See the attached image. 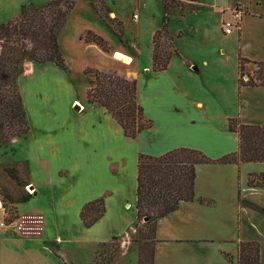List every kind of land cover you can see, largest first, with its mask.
<instances>
[{
    "label": "crops",
    "instance_id": "obj_1",
    "mask_svg": "<svg viewBox=\"0 0 264 264\" xmlns=\"http://www.w3.org/2000/svg\"><path fill=\"white\" fill-rule=\"evenodd\" d=\"M93 1L98 7L101 0ZM177 1L180 4L171 14L181 23L172 18L168 22L177 52L162 72L152 69L153 37L164 26L165 11L151 31L152 43L147 45L150 60L145 62L141 59L143 48L129 43L124 30L122 37L118 36L91 1L78 0L67 17L81 2L92 7L91 18L98 27L81 29L71 45L78 57L94 58L84 71L91 68L138 81L139 102L154 126L136 139L127 138L100 104L70 94L64 95L59 106L44 104L43 94L60 89L58 78L67 76L54 62L39 64L31 73L19 76V86L33 85L35 107L42 114L44 108L48 113L55 108L63 115L40 117L33 141L35 153L25 160L26 183L5 185V171L0 178V222L10 206L17 212L16 221L0 233V264H79L75 255L79 248L91 249L95 264V252L101 245L120 239L125 247L137 231L141 154L161 156L173 149L191 148L219 159L240 147L239 135L229 129L230 119L264 127V86L239 88V57L264 62V0ZM159 2L162 9L163 0ZM115 3L109 4L112 15L125 28ZM235 9L242 16L233 32L226 34L224 22L232 19ZM133 19L139 20L140 15L134 14ZM87 31L103 37L111 52L85 42L82 36ZM117 52L132 59L124 72L115 68L123 62L115 58ZM35 71L37 76L32 78ZM66 88L70 93L72 86L65 87L63 94ZM23 100L28 105L25 96ZM77 104L82 109L75 110ZM148 106L161 114L160 122ZM260 174H264V162L197 165L195 200L181 202L175 211L156 221L154 264H238L242 242H258L264 264V215L245 204L264 208V186L249 184L251 175ZM27 187L33 192L28 193ZM101 198L105 213L87 227L81 216L83 208ZM25 219L41 223H30L35 232L26 234L19 229Z\"/></svg>",
    "mask_w": 264,
    "mask_h": 264
},
{
    "label": "trees",
    "instance_id": "obj_2",
    "mask_svg": "<svg viewBox=\"0 0 264 264\" xmlns=\"http://www.w3.org/2000/svg\"><path fill=\"white\" fill-rule=\"evenodd\" d=\"M77 1L54 0L42 6H24L20 17L0 27V148L30 132L19 86V76L25 61L31 59L40 64L54 62L63 70L69 71L60 50L59 36ZM88 1L92 2L97 13L104 18L94 1ZM163 4L164 26L153 37L154 72L166 70L173 54L177 52L174 37L168 30V22L172 9L180 3L177 0H163ZM113 30L122 37L123 32L114 28ZM82 39L87 43L97 44L105 52L110 51L108 42L93 31H87ZM247 64L257 66L258 70L252 75L245 74L243 71ZM84 73L92 78L86 92L87 102L103 106L122 127L127 138L136 139L143 131L154 126L153 120L145 115L139 102L137 80L91 68L86 69ZM239 74V88L247 85L264 86V62H252L240 56ZM245 75L248 76L247 81L244 79ZM229 129L239 135L240 147L238 151L219 159H211L202 151L191 148L173 149L161 156H139L136 208L139 220L148 219L145 225L150 226V234L145 235L142 232L143 236L151 241L149 264H154L153 240L157 219L175 211L181 202L195 200L197 165L264 162V127L245 125L240 118H233L229 121ZM21 166L22 164L18 163V167ZM26 169L25 183L29 175L28 167ZM249 184L264 186V174L251 175ZM26 200L27 198L21 201ZM245 204L264 215L263 207L249 202ZM104 213L105 200L101 198L86 204L81 216L84 224L91 227ZM13 220H8V225L13 223ZM140 261L139 264H142ZM238 264H261L260 244L240 243Z\"/></svg>",
    "mask_w": 264,
    "mask_h": 264
},
{
    "label": "rangeland",
    "instance_id": "obj_3",
    "mask_svg": "<svg viewBox=\"0 0 264 264\" xmlns=\"http://www.w3.org/2000/svg\"><path fill=\"white\" fill-rule=\"evenodd\" d=\"M54 0H0V27L3 24L8 23L9 21L20 17L22 9L27 5H35L42 6L48 4ZM111 1V2H110ZM116 2L114 7L115 9L120 10V16L125 23V28L123 23L119 19H114L113 9L109 7L110 3ZM86 3L81 2L77 5V11L72 14L71 17L66 21V24L59 36V44L60 50L64 56L66 65L69 71H65L67 76H63V78H58V84L60 85V89L53 90L50 89L48 92H45L46 98H44V104L49 103L53 106H59L64 101V95L70 94L73 98H78L82 101L86 100V92L90 87L91 77L84 73L85 66L91 62L94 58H89L87 55H81L78 57V54L74 52L72 48V44H75V38L78 32L84 28H97L98 26L94 23V19L91 18V9ZM98 9L100 10L103 19L105 22L110 24L117 31L124 32L125 38L129 41V43H135L139 45L140 48H143V56L142 61L150 60V52L147 50V45L150 41L151 31L157 26L159 22L158 15L164 13V7L161 9V5L159 0H101L98 4ZM140 15L139 20H134L133 15ZM170 14V19L175 23H181L178 20H175V16ZM172 27H178L177 25ZM124 30V31H123ZM121 37V36H120ZM112 39V38H111ZM113 40V39H112ZM163 42L164 39L162 38ZM152 43V42H151ZM152 50V48H151ZM111 52V48H110ZM115 58L121 60L120 66L115 67L119 71H126L127 64L126 61L122 60L121 57H126L123 53H115ZM91 59V60H90ZM40 63L32 61L31 59H27L23 65V69L20 72L22 74H29L31 70L35 68ZM129 65V64H128ZM60 68V67H59ZM62 69V68H61ZM63 70V69H62ZM258 70V67L253 64H247L244 69L245 74H253L254 71ZM39 74V73H38ZM233 74L235 76V68L233 70ZM52 75V74H49ZM37 76V71L31 75L32 78ZM40 76V75H39ZM51 80V77H48ZM245 81L248 80V76H244ZM52 81H55L53 77ZM143 85V84H142ZM21 86V92L27 98L28 105H25V109L27 112L28 122L30 125V132L26 136L15 138L12 142H10L7 146L1 147L0 149V164H4L0 166V178L3 177V173L5 171V185L9 182L14 184H24L26 178V168L28 167L27 162L25 161L27 158L31 157L33 153H35L34 138L37 134V130L40 127L41 119L40 117L46 116L52 118V116H61L63 112L60 109L55 108L51 110L49 113L47 110L42 109L44 112L41 113V109H37L35 107V98L36 93L32 84H24ZM71 88L70 93H68L67 88L63 94L62 90L65 87ZM144 86V85H143ZM35 99V100H34ZM24 101V100H23ZM45 107V106H44ZM149 111L152 115H155V119L159 122L161 120V114L157 111V109H151L152 107L148 106ZM80 109L82 107L80 106ZM76 110V108H75ZM164 121V116H163ZM18 163L22 164L21 167H18ZM0 184H2L0 182ZM2 187V186H1ZM28 193L33 192L29 187L26 188ZM17 212L15 209L7 208L5 209L4 220L2 222L5 223V227H0V233L2 230H5L8 225V220L16 221ZM24 221V220H23ZM1 223V222H0ZM145 219L139 220L137 223V231L133 233V236L129 240L130 243L125 247L122 245L120 239H114L107 244L101 245L95 252L94 263L98 262L99 264H114L116 262H127L131 261H139L142 264H149V256L151 249V241L147 240L143 233L150 234V226L145 225ZM25 228V227H24ZM142 230V231H141ZM128 252V253H127ZM79 264H92L91 255L92 250L86 248H79L75 252Z\"/></svg>",
    "mask_w": 264,
    "mask_h": 264
},
{
    "label": "built area",
    "instance_id": "obj_4",
    "mask_svg": "<svg viewBox=\"0 0 264 264\" xmlns=\"http://www.w3.org/2000/svg\"><path fill=\"white\" fill-rule=\"evenodd\" d=\"M241 16H242V12L239 9H235L232 11V19L224 22V29L226 34H231L233 32V30L238 26ZM135 18H137V16H135ZM30 193L32 192L30 191ZM30 223H41V222L39 219L33 222L25 219L23 223L20 225L19 229H21L26 234L35 232L33 231L34 228L30 225ZM0 227H5V223L1 222Z\"/></svg>",
    "mask_w": 264,
    "mask_h": 264
},
{
    "label": "bare ground",
    "instance_id": "obj_5",
    "mask_svg": "<svg viewBox=\"0 0 264 264\" xmlns=\"http://www.w3.org/2000/svg\"><path fill=\"white\" fill-rule=\"evenodd\" d=\"M122 60L126 61V63L128 64H131L132 63V59L128 56H126L125 58L124 57H121Z\"/></svg>",
    "mask_w": 264,
    "mask_h": 264
},
{
    "label": "water",
    "instance_id": "obj_6",
    "mask_svg": "<svg viewBox=\"0 0 264 264\" xmlns=\"http://www.w3.org/2000/svg\"><path fill=\"white\" fill-rule=\"evenodd\" d=\"M78 109H80V105L79 104H77V109L76 110H78ZM148 219H145V221H147Z\"/></svg>",
    "mask_w": 264,
    "mask_h": 264
}]
</instances>
